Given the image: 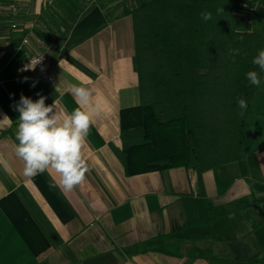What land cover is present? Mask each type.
Masks as SVG:
<instances>
[{"label":"crops","instance_id":"obj_1","mask_svg":"<svg viewBox=\"0 0 264 264\" xmlns=\"http://www.w3.org/2000/svg\"><path fill=\"white\" fill-rule=\"evenodd\" d=\"M140 1L0 0V264H264V76L239 159L200 175L183 165L125 173L120 113L141 101L128 11ZM235 14L244 29L264 28V0H236ZM40 52L47 76L27 65ZM73 85L101 111L83 148L89 170L67 191L49 186L52 170L23 174L14 106L39 94L70 113Z\"/></svg>","mask_w":264,"mask_h":264},{"label":"trees","instance_id":"obj_2","mask_svg":"<svg viewBox=\"0 0 264 264\" xmlns=\"http://www.w3.org/2000/svg\"><path fill=\"white\" fill-rule=\"evenodd\" d=\"M235 11L236 0H142L128 11L141 101L120 113L126 174L183 165L200 175L239 159L264 28L244 29Z\"/></svg>","mask_w":264,"mask_h":264},{"label":"clouds","instance_id":"obj_3","mask_svg":"<svg viewBox=\"0 0 264 264\" xmlns=\"http://www.w3.org/2000/svg\"><path fill=\"white\" fill-rule=\"evenodd\" d=\"M201 19L211 20L212 13L201 12ZM40 61L41 58L34 62L33 69ZM252 63L258 70H250L247 79L259 88L264 74V48L258 50ZM35 83L31 86L35 87ZM71 92L78 106L70 113L58 111L55 102L46 105V97L39 94L35 101L22 94L14 106L19 114L16 132L19 143L15 154L23 161V174L34 177L52 170L56 176L49 186H61L67 191L81 184L89 170L83 148L94 124V116L101 111L100 105L93 103V92L89 87L73 85ZM237 102L241 112L247 109L248 102L244 98H237Z\"/></svg>","mask_w":264,"mask_h":264},{"label":"built area","instance_id":"obj_4","mask_svg":"<svg viewBox=\"0 0 264 264\" xmlns=\"http://www.w3.org/2000/svg\"><path fill=\"white\" fill-rule=\"evenodd\" d=\"M19 12V6L15 3L12 6L11 9V15L12 17L16 16ZM254 14H255V7L254 6H250L248 8V10L246 11V17H245V21L248 25H251L253 23L254 20ZM11 27L12 29H17L18 25L16 23V21L14 20V18H12L11 21ZM23 42H26V39L23 38L22 39ZM41 58L40 63H38L37 65H35L34 68H37V70L40 72V74H42L43 76H47V72L50 69V61L49 58L47 56V54L45 52H40L38 54H35L31 57H29V59L27 60V65L29 67H33L34 66V62L38 59Z\"/></svg>","mask_w":264,"mask_h":264},{"label":"rangeland","instance_id":"obj_5","mask_svg":"<svg viewBox=\"0 0 264 264\" xmlns=\"http://www.w3.org/2000/svg\"><path fill=\"white\" fill-rule=\"evenodd\" d=\"M252 3H253V2H252ZM255 5H256V3L249 5V6L247 7V10H248V8H249L250 6H254V7H255ZM247 10H246V11H247ZM255 10H256V7H255Z\"/></svg>","mask_w":264,"mask_h":264}]
</instances>
